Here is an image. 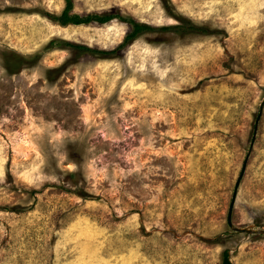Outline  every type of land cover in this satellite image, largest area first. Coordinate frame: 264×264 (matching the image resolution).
Returning a JSON list of instances; mask_svg holds the SVG:
<instances>
[{"label":"rangeland","instance_id":"rangeland-1","mask_svg":"<svg viewBox=\"0 0 264 264\" xmlns=\"http://www.w3.org/2000/svg\"><path fill=\"white\" fill-rule=\"evenodd\" d=\"M72 4L156 30L0 0V264H264V0Z\"/></svg>","mask_w":264,"mask_h":264},{"label":"trees","instance_id":"trees-1","mask_svg":"<svg viewBox=\"0 0 264 264\" xmlns=\"http://www.w3.org/2000/svg\"><path fill=\"white\" fill-rule=\"evenodd\" d=\"M65 3V6L61 12L60 15L58 16H49L48 14L47 17L54 23L59 24L62 27H65L67 25H72V26H86L92 23L104 25L109 22H111L114 19L119 20L120 22H124L130 26V32L129 34L125 37L124 42L121 46L127 45L128 43L134 41L141 33L144 32H151L155 31V28H152L151 26L148 25H142L133 22L130 19L122 18L119 15H114V14H92V15H85V16H79L77 14H72V9H73V4L72 0H63ZM178 28V26H168L167 28H160L159 30L163 31H175ZM182 34H188V33H200V34H207L209 33L208 30L195 27L191 24L184 26L183 28H180ZM68 45L69 44H65ZM76 50H83V51H90L87 48L80 47V46H72ZM93 53H98L93 51ZM221 264H231L229 261L228 257V252L224 251L222 253V263Z\"/></svg>","mask_w":264,"mask_h":264},{"label":"water","instance_id":"water-1","mask_svg":"<svg viewBox=\"0 0 264 264\" xmlns=\"http://www.w3.org/2000/svg\"><path fill=\"white\" fill-rule=\"evenodd\" d=\"M263 106H264V99L262 100V103L260 104V107H259L258 115H257L256 121H255L254 132H256L257 123L260 120L261 113H262V110H263ZM253 141H254V138L251 141V146L253 144ZM251 146H250L249 152L251 151ZM248 155H249V153L247 154V156H246V158H245V160H244V162L242 164L241 172H240L239 177H238V179L236 181V184H235V189L237 188V186H238V184L240 182V179L242 178V176L244 174ZM234 199H235V192L233 194V197H232V200H231V204H230V207H229V211H228V216H227V225H228L229 229L232 232L237 233V234L264 235V230H255V229H248V228H237V227L232 225V223H231V210H232V204L234 203Z\"/></svg>","mask_w":264,"mask_h":264},{"label":"bare ground","instance_id":"bare-ground-1","mask_svg":"<svg viewBox=\"0 0 264 264\" xmlns=\"http://www.w3.org/2000/svg\"><path fill=\"white\" fill-rule=\"evenodd\" d=\"M105 25V24H104Z\"/></svg>","mask_w":264,"mask_h":264}]
</instances>
